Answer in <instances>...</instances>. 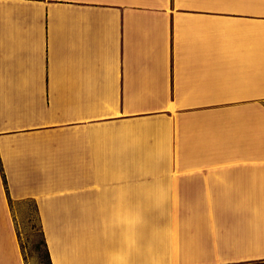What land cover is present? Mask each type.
Instances as JSON below:
<instances>
[{"label": "crops", "instance_id": "0c3cea01", "mask_svg": "<svg viewBox=\"0 0 264 264\" xmlns=\"http://www.w3.org/2000/svg\"><path fill=\"white\" fill-rule=\"evenodd\" d=\"M52 264H264V0H0L9 196Z\"/></svg>", "mask_w": 264, "mask_h": 264}, {"label": "rangeland", "instance_id": "374dc122", "mask_svg": "<svg viewBox=\"0 0 264 264\" xmlns=\"http://www.w3.org/2000/svg\"><path fill=\"white\" fill-rule=\"evenodd\" d=\"M12 211L21 235L27 264H48L44 246L36 245L41 235L35 202L31 199L14 200Z\"/></svg>", "mask_w": 264, "mask_h": 264}, {"label": "trees", "instance_id": "16d2710c", "mask_svg": "<svg viewBox=\"0 0 264 264\" xmlns=\"http://www.w3.org/2000/svg\"><path fill=\"white\" fill-rule=\"evenodd\" d=\"M9 200H10L11 207H13L14 199L11 197V195L9 196ZM35 205H36V209H37V212H38V206H37L36 203H35ZM17 232H18L20 243H21L22 251H23V254H24V258H25V261H26V264H27V257H26V254L24 252V247H23V243H22V240H21V235H20V232H19L18 228H17ZM40 235H41L40 241H39V243H36V245H39V246L43 245L44 246L45 252H46V256L48 258V264H52L50 251H49V248H48L47 240H46L45 233H44V230H43L41 222H40Z\"/></svg>", "mask_w": 264, "mask_h": 264}]
</instances>
